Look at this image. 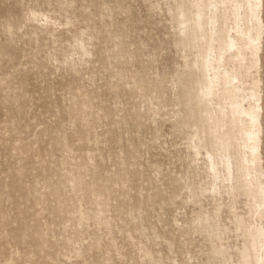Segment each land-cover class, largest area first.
I'll list each match as a JSON object with an SVG mask.
<instances>
[{
	"label": "rangeland",
	"instance_id": "374dc122",
	"mask_svg": "<svg viewBox=\"0 0 264 264\" xmlns=\"http://www.w3.org/2000/svg\"><path fill=\"white\" fill-rule=\"evenodd\" d=\"M182 2L0 0V264H218L175 182ZM150 102L160 114L138 116Z\"/></svg>",
	"mask_w": 264,
	"mask_h": 264
},
{
	"label": "bare ground",
	"instance_id": "6f19581e",
	"mask_svg": "<svg viewBox=\"0 0 264 264\" xmlns=\"http://www.w3.org/2000/svg\"><path fill=\"white\" fill-rule=\"evenodd\" d=\"M182 3L171 27L185 69L169 87L190 168L175 182L201 207L186 228L207 233L218 264H264V0ZM92 39L76 38L80 60L95 54ZM162 108L146 103L138 116L150 120ZM230 234L238 240L232 246Z\"/></svg>",
	"mask_w": 264,
	"mask_h": 264
}]
</instances>
